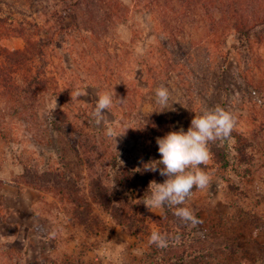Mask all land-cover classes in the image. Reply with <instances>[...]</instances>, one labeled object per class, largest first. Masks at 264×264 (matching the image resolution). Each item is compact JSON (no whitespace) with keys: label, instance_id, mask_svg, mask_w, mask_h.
Returning <instances> with one entry per match:
<instances>
[{"label":"rangeland","instance_id":"obj_1","mask_svg":"<svg viewBox=\"0 0 264 264\" xmlns=\"http://www.w3.org/2000/svg\"><path fill=\"white\" fill-rule=\"evenodd\" d=\"M119 1L130 10L127 24L131 35L123 28L111 31L107 37L110 40V53L114 60L123 61L120 55L122 47L115 45L114 39L126 37L125 40L119 39L126 46L132 40L131 56L127 62L117 64L118 75L113 79L108 75L110 70L108 74H104L96 66L90 69L77 65L80 48L75 47L70 56L66 55L69 61L61 67L59 77L62 82L70 83L66 88L62 84L64 97L61 96L65 105H72L69 116L73 120H77L74 117L79 118L80 125H90V130L105 127L103 123H95L91 112L97 93L114 87L116 97L124 101L106 110V120L107 123H113L118 134H124L116 137L117 142L113 143L112 148L119 151L120 162H123L121 165H134L140 169L143 166L144 149L149 153L152 163L159 157L154 151L158 149V145L156 138L152 142L149 136H139L135 129L140 130L142 124H146L147 118L144 120L141 116L144 113L156 110L157 113L161 112L155 100V91L163 85L169 89L170 99L169 108L162 112L166 117H176L179 125L191 123L195 115L207 108L220 106L233 113L237 118L234 129L242 134L243 141L240 145H245L246 153L252 155V164L243 162L242 167L250 169L251 173L234 176L238 189L233 190L231 183L226 182L232 177L228 170L218 168L212 159L201 165L211 176L210 184L208 188L190 194L183 205L189 207L199 220V223H190V226L202 238L198 240L202 251L197 256L188 251L183 253L184 249L173 246L174 243L170 249L167 248L169 251L166 248L163 250L149 243L151 234H138L119 226L106 210L93 202L90 203V222L84 226L75 219L72 208L56 194L40 192L33 186L22 183L19 162L22 156L33 159L39 163V167H45L50 162L56 165L59 161L54 162L55 149L39 146L32 139L34 131L25 126V118H12L10 115L9 120L1 122V127H7L17 135L14 133L9 136L11 143L0 139V233L3 236L0 244L4 241L12 247L13 255H9L12 257V264H15L18 257L16 255L22 251H26L27 256L19 257L17 264H264V78L254 69L252 72L248 71L249 67L252 69L250 65H258L261 57L264 58V49L262 52L258 51L251 62H247V76H244L242 62L246 60V53L241 52L240 47L241 56H238V40L230 34L226 41H222V52L228 51L227 56L235 53V59H225L224 52H216L212 47L201 49V56L195 62L202 64L210 73L201 84H195L193 78L185 76L181 80L184 88L180 91V86L174 79L165 80V77L160 76L155 79L154 72L148 69L147 73L146 69L143 71L145 78L137 83L135 79L141 73L135 57L148 54V46L154 39L159 40L161 32L158 33L155 29L156 17L141 8L145 0ZM149 1L153 0H146V4ZM28 3L18 0L17 4L12 5L15 18L35 19L57 12L58 9L54 18L65 16L64 10L60 7L57 9L58 6L51 1L34 0L33 5ZM14 5L16 7L13 8ZM85 17L90 15L86 14ZM79 20L82 21L81 16ZM72 22L73 18L68 17L66 23ZM200 37L201 34H197V38ZM1 45L15 50L21 49L24 42L21 37L14 35L3 39ZM76 51L78 55L72 56ZM68 67L72 70L68 71ZM88 74L91 78H87ZM83 89L87 95L77 99L75 95H71L75 90ZM187 93L189 97L185 96ZM136 100L138 104H142L140 110L134 107ZM46 105L51 107V100ZM135 123L139 124L134 126ZM132 129L136 131L132 134L137 137L134 141L126 139V132L132 133ZM121 191L127 192L123 188ZM148 211L159 217L163 215L164 209L150 208ZM151 229L156 231V226L152 225ZM192 243L191 241L190 244ZM187 246L188 244L185 245ZM183 254L186 257L183 262L176 261L174 257Z\"/></svg>","mask_w":264,"mask_h":264},{"label":"trees","instance_id":"obj_2","mask_svg":"<svg viewBox=\"0 0 264 264\" xmlns=\"http://www.w3.org/2000/svg\"><path fill=\"white\" fill-rule=\"evenodd\" d=\"M17 1L0 0V139L11 143L9 136L15 133L7 127H1L2 121L9 120L10 115L12 118H25V126L34 131L32 139L39 146L55 149L54 162L59 161L56 165L50 162L45 167H39V163L33 159L20 156V181L40 192L56 194L72 208V214L81 225L86 226L90 222V203L93 202L106 210L116 224L131 232L151 234V226L155 225L156 231L168 238L166 249H170L174 243L173 246L184 249L183 253L188 251L195 256L200 254L202 250L198 240L202 238L191 228V222H185L174 215L175 206H163V215L156 217L143 204L144 196L149 195L147 192L150 182L163 183L167 179L159 171L145 170V165L151 163L149 153L145 149L142 152L143 166L140 169L134 165H121L119 151L112 148L114 139L105 135V127L96 131L90 130V125H80L79 118L74 117L77 120H73L69 116L72 105H65L62 99L63 87L66 88L70 83L60 80V70L68 64L66 57L71 55L75 47L80 48L78 53H81L77 65L89 68L96 66L104 74H108L110 70L108 75L113 79L117 77V64L127 62L131 56L132 40L126 46L121 41L126 37L115 38L120 43L114 39L115 45L122 47L121 61L113 59L107 37L111 31L121 28L131 35L127 24L130 10L119 0H48L58 6L57 9L62 8L65 16L54 18L58 9L52 14L47 13L29 20L27 17L15 18L12 5L17 4ZM25 1L30 5L34 3V0H23ZM141 6L156 17L155 29L161 33L159 40L154 39L148 46L147 52L150 55L144 53L135 57L141 73L135 79L137 83L145 78L143 71L146 69L147 73L148 69L154 72L155 79H159L158 76L165 77V80L174 79L179 84L180 91H183L184 82L181 80L185 76L193 78L195 84H201L210 75L207 68L204 69L202 64L195 62L201 56V49L212 47L216 52H222V41H226L230 34L238 40V56H241L240 47L241 52L246 53V60L242 62L244 76H247V62H251L257 52L264 49V0H153L147 4L145 0ZM86 14L90 17H85ZM80 16L82 21L79 20ZM68 17L73 18L70 24L66 23ZM197 34H201V37L197 38ZM14 35L23 39L21 49L10 50L1 45L3 39ZM228 53L224 54L225 59H235V53L227 56ZM73 55H78L77 51ZM105 62L110 63L106 65ZM250 66L252 69L249 67L248 71L252 72L254 69L264 78V58L261 57L258 65ZM87 78H91L90 74ZM185 96L190 95L187 93ZM55 97L59 106L52 112L46 102ZM133 104L140 110L142 104H138V100ZM141 116L144 120L147 118L146 124L143 123L140 130H135L143 138L149 136L152 142L170 131L183 128L186 132L191 124L179 125L176 117H166L162 111L157 113V110ZM138 124L135 123L134 126ZM133 130L132 133L126 132V139H137L132 136L136 132ZM241 137L242 134L234 129V142L216 141L209 145L214 164L221 170H228L232 176L226 182L231 183L233 190L238 189L234 176L251 173L250 169L242 167L243 162L252 164V155L246 153L245 145H240L243 141ZM154 151L159 154L158 149ZM160 159L159 154L157 161ZM1 184L0 180V191ZM122 188L128 193L122 192ZM198 190L194 188L191 194ZM1 236L0 233V238L3 239ZM176 236L180 237L179 243L175 242ZM2 242L0 264H12V257L9 255H13V249ZM26 254V251L19 252L15 264L19 257L27 256ZM174 258L183 262L186 257L183 254Z\"/></svg>","mask_w":264,"mask_h":264},{"label":"clouds","instance_id":"obj_3","mask_svg":"<svg viewBox=\"0 0 264 264\" xmlns=\"http://www.w3.org/2000/svg\"><path fill=\"white\" fill-rule=\"evenodd\" d=\"M71 95L77 97L87 95L85 89L75 90ZM156 103L161 110L169 108V89L163 85L155 91ZM116 97L114 87L97 93V99L91 112L97 125H105V135L109 138L122 136L115 128L107 123L106 110L115 104L123 103ZM57 107L56 97L51 101V111ZM236 116L220 106L204 109L191 120L190 127L185 132L183 128L170 131L162 138H157L158 152L161 159L145 165L147 171H159L161 176L167 177L163 183L150 182L149 195L144 196V205L150 208H160L165 205L175 206L174 215L185 222L199 223L198 218L189 207L183 205L193 189L204 190L208 188L211 176L200 166L207 164L211 159L210 143L216 141H231L232 132L236 126ZM127 130V129H126ZM125 130V131H126ZM124 131V132H125ZM123 163L122 161L120 162ZM162 166V167H161ZM180 237H175L179 243ZM149 243L159 248L168 247V238L158 231H153Z\"/></svg>","mask_w":264,"mask_h":264}]
</instances>
